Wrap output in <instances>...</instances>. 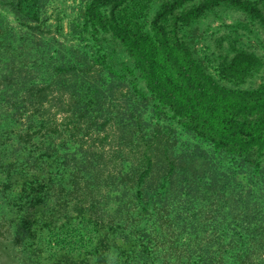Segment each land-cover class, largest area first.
I'll list each match as a JSON object with an SVG mask.
<instances>
[{"label":"trees","instance_id":"1","mask_svg":"<svg viewBox=\"0 0 264 264\" xmlns=\"http://www.w3.org/2000/svg\"><path fill=\"white\" fill-rule=\"evenodd\" d=\"M46 2L0 0L25 28L10 27L0 14V102L12 89L19 118L32 111L27 129L13 131V160L1 179L11 211L0 219V259L264 264V80L243 88L261 76L264 62L230 43L235 53L220 54L215 75L192 39L197 23L228 10L245 13L264 30V0H90L80 22L71 24L78 45L44 35ZM109 40L132 59L125 70L145 82L153 118L165 115L195 144L163 139L135 105L125 110L114 103L116 86L102 75L121 76L108 61ZM108 127L120 130L112 135L117 149L137 156L132 173L122 169L130 156L110 160L108 176L131 193L113 213L100 210L93 186L106 163ZM159 151L168 169L158 176ZM196 157L204 159L200 167ZM184 224L188 241L175 236Z\"/></svg>","mask_w":264,"mask_h":264},{"label":"rangeland","instance_id":"2","mask_svg":"<svg viewBox=\"0 0 264 264\" xmlns=\"http://www.w3.org/2000/svg\"><path fill=\"white\" fill-rule=\"evenodd\" d=\"M88 1L90 0H47L44 16L46 20L43 23L44 35L46 37H55L67 44L74 43L75 45H78V40L72 38V35L70 34L71 24L73 21H76V23L80 22ZM0 14L4 17L5 22L8 23L10 27L16 30L25 29L20 25L19 20L13 14L9 7L0 5ZM58 25L63 27V34L61 32H58ZM192 39L197 53L204 60L205 64L209 66L210 71L215 75H217V72L214 65L217 66L218 63L222 60L220 58V54L229 51V54L233 56L235 53L232 50V46L230 43H234L235 47L254 52L259 57H261L264 62L263 28L258 23L252 21L245 13L237 10L220 12V16H216L215 14L209 15L207 18L203 19L201 22L195 25L193 29ZM106 48V51L110 53V56L108 58L110 65L121 73L120 77H111L110 74L106 71H104L102 74L106 75L107 73L109 79L111 78L110 80H112V82L116 86L114 89L116 93L111 94L110 96V98L113 99L114 103L116 102L120 109L125 110L131 108L132 105H135L138 108L137 114L139 115L138 111H140L142 119L146 121V123H148L149 127L151 128L150 132L159 127V129L162 130L161 136L163 137V139H170L172 141V137H174V139H176L177 137L181 144L187 141L195 144L196 140L192 134L180 129L179 125L176 122L171 124L169 118L165 115L161 119L153 118V113L151 110L152 107H145L147 103L152 102L151 97L148 95L145 82L143 80H137L134 76H131L130 73L123 67L126 64H132V59L121 46L115 44L113 41L109 40L108 42H106ZM263 80L264 67L261 72V76L259 75L254 80H250L246 85H243V88L256 87L260 83H262ZM133 83H135L137 85V89L143 93L142 96L138 94L139 91L134 90ZM223 83L229 84L225 81H223ZM229 85L231 86V84ZM6 93L7 96H1L2 101L0 102V219L3 212L7 210L8 213H10L11 211L10 207L8 208L5 199L1 197V189L3 188L1 179H4L6 175L4 173L5 169H7L6 163L13 160V158L10 157L9 154V152L11 151L10 145H16L17 140V134L13 133V131L20 129L25 131L27 129L28 116L32 115V111H27L22 118H19L20 116L16 114V104L18 102V100L16 99L17 97H9L10 95H12V89H9ZM118 95L119 98L117 97ZM20 96H22V93H20L18 97ZM21 100L22 99H20V101ZM13 117L14 119L12 121L8 120ZM5 125H8V129L3 130ZM108 130L112 134H110L111 138L105 141V150L107 151V153H105L107 158L106 163L101 164L99 170L100 175L94 181L93 186L97 187V193H99L98 197H101L99 199V204L102 205L100 207V210L103 211L102 209L104 208L105 212L109 211L113 213L115 209L119 207L121 202H126L129 200V195L131 193L130 191L127 192L124 183L119 182V180L117 179H114V181L112 182L111 178L108 176L109 173L113 172L114 169L110 160L116 158L117 160L120 159L115 155L122 157L123 153L125 158H128L130 156L131 160L128 159L130 164L129 167L127 164L122 169L123 171H125V173H132V169L130 167L132 163L137 162V160L135 159L137 156L134 153H130L128 150H126L127 153H125L122 152V150L117 149L116 145L118 143L116 144L115 139H112V135H114L113 132L115 133V131L120 134L119 128L114 129L108 127ZM113 141L115 144L113 143ZM201 146L209 153L213 152L212 146L206 145L204 143L201 144ZM159 152L161 154H155V159L159 160V165L157 166L155 172L156 175H158L160 171L165 172L168 169L163 161L162 152ZM82 153L84 154L83 151ZM95 156H99L98 159L102 162V153H98ZM194 160L195 162H197L196 167H200V165H202L204 162V159L201 157H196ZM193 164L194 162H192V165ZM120 173H122V171ZM242 175L243 174H237L236 179L245 181V177L244 175ZM107 183L111 184L112 186L108 185ZM186 228L184 224L182 228L175 231V236L179 235L182 240L187 241L189 238L192 239V235L190 234V232L189 235L184 231ZM190 229V231L195 232L192 227ZM207 234L208 233H204L203 235L206 237ZM9 263V259H0V264Z\"/></svg>","mask_w":264,"mask_h":264}]
</instances>
